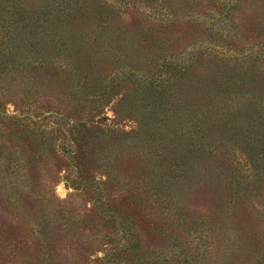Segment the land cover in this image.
Masks as SVG:
<instances>
[{
	"label": "rangeland",
	"instance_id": "1",
	"mask_svg": "<svg viewBox=\"0 0 264 264\" xmlns=\"http://www.w3.org/2000/svg\"><path fill=\"white\" fill-rule=\"evenodd\" d=\"M56 106L103 111L105 212L54 151ZM0 110L46 116L40 141L0 115V264H264V0H0Z\"/></svg>",
	"mask_w": 264,
	"mask_h": 264
},
{
	"label": "trees",
	"instance_id": "2",
	"mask_svg": "<svg viewBox=\"0 0 264 264\" xmlns=\"http://www.w3.org/2000/svg\"><path fill=\"white\" fill-rule=\"evenodd\" d=\"M39 52L36 49L31 50L32 53H38L40 56V49H38ZM47 50H43V52H46ZM61 53L60 49L57 50L56 56H59ZM52 53L50 54V56ZM38 56V57H39ZM52 57V56H51ZM52 59V58H51ZM49 59V60H51ZM44 62H39L37 64H43ZM166 63V60H163L161 63V66H164ZM36 64V65H37ZM25 67L33 66L34 68L37 67L35 64H32L31 62H27L22 64ZM5 66L9 67L7 63H5ZM43 66V65H42ZM13 68V67H12ZM60 68L62 69H68L72 71L75 75H77V79H79V76L81 72L79 71V66L78 64H70L66 63L64 65H60ZM161 70V69H160ZM167 76L170 79V82L172 86H175V83L180 80V77L185 74L184 69H178L175 68L174 71H172L170 74H168L167 71ZM151 81V80H150ZM153 86L151 89L150 94L147 92L145 94L144 90H140V92H143V94L146 96L151 97L153 101L157 100L158 104L162 105V101H165V88L159 84H157V80L152 81ZM181 81H179L180 83ZM157 84V85H156ZM73 92H80L81 89L79 87L78 82H75L73 86L71 87ZM77 101L81 103V98L78 96ZM161 101V102H160ZM151 107L152 104H150ZM259 107V106H258ZM257 109V108H256ZM49 112L50 117L49 122L50 125L54 128V131L58 133V135L61 137L62 140H66L67 142L64 143L63 141L61 142H56L54 144V151L56 152L57 157L64 158L66 159L67 167L71 168V171L74 172V184L77 185L78 187H84L86 188V185H92L96 186L95 191L93 192V202L96 207V210L105 212L106 209H109V202L110 200L107 198V194L104 191V187L102 188V185L106 183V181L102 178H95L91 172H89L87 168V160L89 158V151L90 147L93 142H96L99 140H105L106 136V131H107V125L104 122L105 117H103V111L101 112L98 110V108H95L94 110H84V111H79V110H74L73 111H68L66 107H61V106H56L55 108H51L50 110H46ZM138 111L141 113V110L138 109ZM245 114V112H242ZM256 113L260 115V108L256 110ZM0 115L2 118H5L8 120L10 119V122L15 124V126H23L27 131H31V135L26 134L25 138H31V139H38L42 141V138L45 137V134L38 133V131H32L29 129V120H32L31 118H28L29 115L33 117H46L43 114H37L35 112H26V115H14V116H7L6 112L3 110H0ZM27 118L29 120H27ZM28 125V127H27ZM33 125H35L33 123ZM152 131L153 129H148L147 131ZM131 132H134L132 130ZM130 132V133H131ZM99 139V140H98ZM53 148V147H52ZM61 148V149H60ZM256 157V156H255ZM252 159V157H251ZM251 167L252 169H258L260 170L262 164L264 163V160H251ZM65 169H68V168ZM96 184V185H95ZM108 204V205H107ZM107 205V206H106ZM108 207V208H107ZM108 215V213H107ZM44 217V216H43ZM42 219H46L45 217Z\"/></svg>",
	"mask_w": 264,
	"mask_h": 264
}]
</instances>
